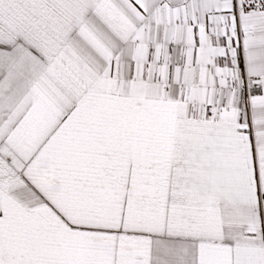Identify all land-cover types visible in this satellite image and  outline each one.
<instances>
[{"label":"snow or ice","instance_id":"obj_1","mask_svg":"<svg viewBox=\"0 0 264 264\" xmlns=\"http://www.w3.org/2000/svg\"><path fill=\"white\" fill-rule=\"evenodd\" d=\"M0 264H264V0H0Z\"/></svg>","mask_w":264,"mask_h":264}]
</instances>
